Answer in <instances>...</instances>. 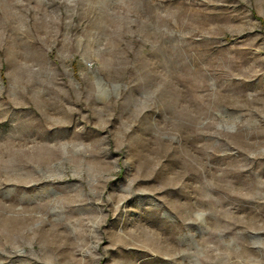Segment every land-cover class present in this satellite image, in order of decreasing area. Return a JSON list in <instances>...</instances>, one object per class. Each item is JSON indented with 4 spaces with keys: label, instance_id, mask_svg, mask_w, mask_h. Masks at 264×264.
Instances as JSON below:
<instances>
[{
    "label": "rangeland",
    "instance_id": "374dc122",
    "mask_svg": "<svg viewBox=\"0 0 264 264\" xmlns=\"http://www.w3.org/2000/svg\"><path fill=\"white\" fill-rule=\"evenodd\" d=\"M0 264H264V0H0Z\"/></svg>",
    "mask_w": 264,
    "mask_h": 264
}]
</instances>
